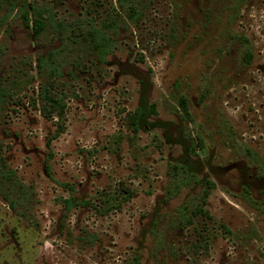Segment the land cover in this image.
Here are the masks:
<instances>
[{
    "label": "rangeland",
    "instance_id": "obj_1",
    "mask_svg": "<svg viewBox=\"0 0 264 264\" xmlns=\"http://www.w3.org/2000/svg\"><path fill=\"white\" fill-rule=\"evenodd\" d=\"M29 2L40 38L0 0V264H264V0Z\"/></svg>",
    "mask_w": 264,
    "mask_h": 264
},
{
    "label": "trees",
    "instance_id": "obj_2",
    "mask_svg": "<svg viewBox=\"0 0 264 264\" xmlns=\"http://www.w3.org/2000/svg\"><path fill=\"white\" fill-rule=\"evenodd\" d=\"M6 3L11 4L12 10L17 8L18 11L22 14V18L25 22V25L27 27L33 28L35 35L37 38L42 37V34L47 29L48 25L50 27V24H53L54 21L52 19V16H46V14L49 13V9H41L38 6H34L32 8V12L30 9V2L29 0H22L21 4H16L15 0H4ZM140 15L135 18L138 20ZM96 34L100 35V31L96 28H94ZM96 37V35H95ZM101 40L97 41V44H101L102 46V54L105 55L108 51V41L105 37H101ZM52 63V54L48 53L47 55L42 54L39 56L38 64L40 71L50 70V81L47 82L46 85H41V95L40 100L43 106L44 112L48 113L49 111L51 113H54L55 111L62 112L63 110V104L61 103L56 90V73L57 70ZM2 93V91H1ZM179 105L181 109L188 114L187 109V101L186 99H182L179 102ZM49 112V113H50ZM141 118V111L138 110L137 113L134 115L132 124L134 126V129L137 130L139 126V121Z\"/></svg>",
    "mask_w": 264,
    "mask_h": 264
}]
</instances>
